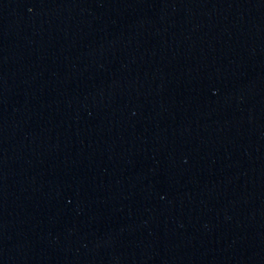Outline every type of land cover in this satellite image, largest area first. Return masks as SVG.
Instances as JSON below:
<instances>
[{
    "label": "water",
    "instance_id": "water-1",
    "mask_svg": "<svg viewBox=\"0 0 264 264\" xmlns=\"http://www.w3.org/2000/svg\"><path fill=\"white\" fill-rule=\"evenodd\" d=\"M0 264H264V0H0Z\"/></svg>",
    "mask_w": 264,
    "mask_h": 264
}]
</instances>
